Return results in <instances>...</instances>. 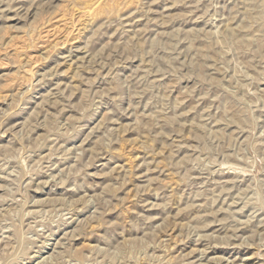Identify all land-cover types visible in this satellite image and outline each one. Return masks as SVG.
<instances>
[{
	"label": "rangeland",
	"instance_id": "rangeland-1",
	"mask_svg": "<svg viewBox=\"0 0 264 264\" xmlns=\"http://www.w3.org/2000/svg\"><path fill=\"white\" fill-rule=\"evenodd\" d=\"M0 264H264V0H0Z\"/></svg>",
	"mask_w": 264,
	"mask_h": 264
}]
</instances>
